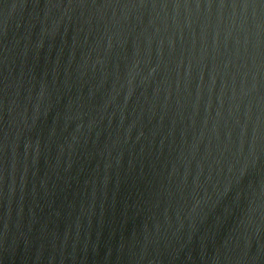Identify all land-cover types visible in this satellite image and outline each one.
Segmentation results:
<instances>
[{
	"label": "water",
	"instance_id": "1",
	"mask_svg": "<svg viewBox=\"0 0 264 264\" xmlns=\"http://www.w3.org/2000/svg\"><path fill=\"white\" fill-rule=\"evenodd\" d=\"M0 264H264V0H0Z\"/></svg>",
	"mask_w": 264,
	"mask_h": 264
}]
</instances>
